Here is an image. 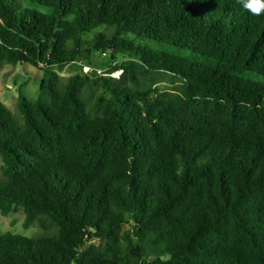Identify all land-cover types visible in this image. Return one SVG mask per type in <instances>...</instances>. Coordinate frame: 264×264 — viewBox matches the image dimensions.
<instances>
[{
  "label": "trees",
  "instance_id": "trees-1",
  "mask_svg": "<svg viewBox=\"0 0 264 264\" xmlns=\"http://www.w3.org/2000/svg\"><path fill=\"white\" fill-rule=\"evenodd\" d=\"M5 61L44 72L20 119L0 100V212L43 233L0 264H264V14L0 0Z\"/></svg>",
  "mask_w": 264,
  "mask_h": 264
},
{
  "label": "rangeland",
  "instance_id": "rangeland-1",
  "mask_svg": "<svg viewBox=\"0 0 264 264\" xmlns=\"http://www.w3.org/2000/svg\"><path fill=\"white\" fill-rule=\"evenodd\" d=\"M91 38V36L89 37ZM108 58V57H107ZM43 70L38 67H33L30 64L13 65L9 62L0 63V100L8 105L19 119L21 118L18 109L19 93L23 92L30 98L36 99L38 97L40 82L39 79L43 74ZM64 78H68L75 73L72 66H66L62 71ZM160 85L168 86L170 82H162ZM3 166V159L0 155V171ZM4 176L0 174V181ZM26 215L23 211L12 213L9 216H4L0 212V232L5 233L11 231L27 236H37L43 233L38 225L26 228Z\"/></svg>",
  "mask_w": 264,
  "mask_h": 264
},
{
  "label": "clouds",
  "instance_id": "clouds-1",
  "mask_svg": "<svg viewBox=\"0 0 264 264\" xmlns=\"http://www.w3.org/2000/svg\"><path fill=\"white\" fill-rule=\"evenodd\" d=\"M239 3L253 15L264 14V0H239Z\"/></svg>",
  "mask_w": 264,
  "mask_h": 264
},
{
  "label": "built area",
  "instance_id": "built-area-1",
  "mask_svg": "<svg viewBox=\"0 0 264 264\" xmlns=\"http://www.w3.org/2000/svg\"><path fill=\"white\" fill-rule=\"evenodd\" d=\"M84 70H85V72H92L93 69H92L91 66H85L84 67ZM100 72H102V70H100ZM120 73H121V71H116L112 75L113 76H116V77H119L120 76Z\"/></svg>",
  "mask_w": 264,
  "mask_h": 264
}]
</instances>
